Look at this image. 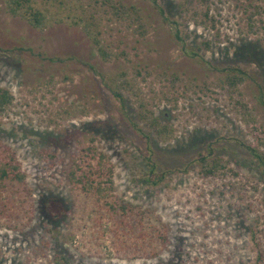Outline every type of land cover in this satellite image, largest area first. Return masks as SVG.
Returning <instances> with one entry per match:
<instances>
[{
	"label": "rangeland",
	"instance_id": "rangeland-1",
	"mask_svg": "<svg viewBox=\"0 0 264 264\" xmlns=\"http://www.w3.org/2000/svg\"><path fill=\"white\" fill-rule=\"evenodd\" d=\"M155 3L32 0L31 27L0 0V146L23 174L1 187L0 264H264V0ZM86 146L146 235H113L71 184Z\"/></svg>",
	"mask_w": 264,
	"mask_h": 264
},
{
	"label": "trees",
	"instance_id": "trees-1",
	"mask_svg": "<svg viewBox=\"0 0 264 264\" xmlns=\"http://www.w3.org/2000/svg\"><path fill=\"white\" fill-rule=\"evenodd\" d=\"M151 1L155 3V0ZM4 9L10 16L17 15L24 18L31 27H39L44 21V15L33 6L32 0H4ZM173 36L178 40L181 39L176 31L173 32ZM216 68L220 71H226L225 81L229 85H234L238 81H241L245 75L243 70L234 66ZM116 97L119 96L116 95ZM10 100L11 95L9 92L5 88L0 87V112ZM257 100L264 108L262 92L259 89ZM146 149L147 152L143 156L145 163L144 168H141L140 180L145 184L155 185L164 178L166 170L156 167L155 161L150 157L151 149ZM249 150L254 157H258L252 149ZM82 152L79 158L73 161V168L70 170L68 177L74 187H77L91 198L96 208L97 222H100L103 218L104 212H108L107 215L111 219V232L113 235L116 236L117 232L118 234L125 233L126 231L134 232L135 229L138 230V234L142 233L146 235L145 227H143L139 220L136 219V225L131 223V218L134 215L133 210H135L134 207L120 204L113 196H110V190H112L111 166L104 160L103 154L91 146H86ZM199 158L204 159V153H200ZM18 167V163L11 151H8L6 147L0 146V217L5 210L14 206V200L2 194L3 188L1 187L3 180H8L9 182L15 180L18 183H23V174L19 171ZM205 170L206 172L210 171L209 169ZM161 238L164 239L163 234H161ZM260 259V253L257 252L253 264H259Z\"/></svg>",
	"mask_w": 264,
	"mask_h": 264
}]
</instances>
